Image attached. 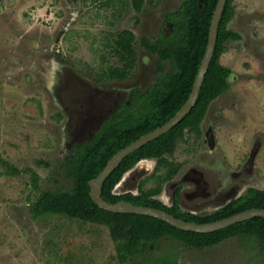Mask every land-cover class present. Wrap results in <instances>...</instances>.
<instances>
[{
    "label": "rangeland",
    "instance_id": "1",
    "mask_svg": "<svg viewBox=\"0 0 264 264\" xmlns=\"http://www.w3.org/2000/svg\"><path fill=\"white\" fill-rule=\"evenodd\" d=\"M182 1L164 0L155 22L151 7L137 11L131 0L124 10L108 0H0V264H132V258L118 259L109 226L63 215L35 218L30 208L46 190L72 188L67 161L75 145L92 138L124 90L143 91L157 79V54L142 39L159 37L164 26L158 17ZM228 28L241 35L229 39L220 56L232 71L229 88L211 102L201 136L188 133L178 143L173 159L181 172L155 195L170 204L183 184L191 194H182L184 207L193 214L214 212L250 187L264 188V0H234ZM124 29L135 34L136 66L125 79H99L122 65L113 44ZM164 68L170 70L169 61ZM5 162L19 172L8 174ZM155 167L154 159L136 164L117 192L158 186L153 175L162 169ZM136 256L264 264L257 240L240 235L203 249L162 238L159 247Z\"/></svg>",
    "mask_w": 264,
    "mask_h": 264
},
{
    "label": "trees",
    "instance_id": "2",
    "mask_svg": "<svg viewBox=\"0 0 264 264\" xmlns=\"http://www.w3.org/2000/svg\"><path fill=\"white\" fill-rule=\"evenodd\" d=\"M146 0H133L140 10ZM152 0H149V2ZM109 0L107 3H113ZM218 0H183L178 10L168 14L173 23L170 34L163 33L156 40L144 37L142 44L158 56L159 76L143 92L136 89L128 103L122 104L111 117L96 131L92 139L77 143L73 158L67 161L69 174L73 179L71 189L58 187L46 190L31 204L35 218H50L57 215L77 218L85 222L105 224L110 227L115 242L118 259L126 262L132 258V264H178L173 257L159 256L154 259L138 258L139 253H149L152 245L160 246L162 238L178 240L190 248L203 249L240 235L257 240L260 252L264 256V217L256 216L235 223L229 227L201 233L181 230L171 224L148 215L132 213H114L99 207L90 195L89 181L102 171L103 167L120 149L134 142L142 135L153 131L170 120L184 105L190 96L197 72L204 57L210 23ZM234 14V0H227L220 23L216 49L205 76L199 98L185 118L168 132L151 140L146 145L126 156L120 165L106 179L102 196L109 202L127 200L137 205L153 206L164 209L178 218L194 222L215 221L249 208H264V188L250 187L244 195L231 199L219 209L209 214L183 212L179 207L181 189L174 192L172 206L165 205L155 195L162 190L161 183L175 177L180 164L170 160L174 156L178 143L186 139L185 129L201 136V122L206 116L210 103L229 88L230 68L220 62L225 51V43L230 39H240L239 32L228 28ZM115 40L113 51L125 60L122 67L110 66L101 78L124 79L136 61L134 34L130 30ZM115 47V48H114ZM168 60L171 68L162 71L163 61ZM156 158L157 171L166 168L164 173L153 175L159 181L158 186L144 189L140 184L138 194L132 192L118 194L114 187L122 176L139 160ZM8 165V174L18 173L19 169ZM38 175L34 174L37 187Z\"/></svg>",
    "mask_w": 264,
    "mask_h": 264
},
{
    "label": "water",
    "instance_id": "3",
    "mask_svg": "<svg viewBox=\"0 0 264 264\" xmlns=\"http://www.w3.org/2000/svg\"><path fill=\"white\" fill-rule=\"evenodd\" d=\"M226 1L227 0H218L217 2L210 23L207 48L204 57L201 61L199 70L197 72L190 96L188 97L187 101L184 103L182 108L165 124L157 127L153 131L142 135L134 142L120 149L115 155L111 157V159L103 167L102 171L97 175V177L89 181L91 187V198L99 207L114 213H132L156 217L181 230L201 233L217 231L256 216L264 217V208H249L215 221L198 223L178 218L175 215L169 213L168 211L158 207L137 205L127 200H119L117 202L112 203L105 200L102 196V189L106 179L120 165L121 161L126 156H128L135 150L141 148L142 146L146 145L151 140L171 130L178 123H180L196 105L205 76L207 74L216 49L220 23L225 10ZM201 6L202 0H199V8H201Z\"/></svg>",
    "mask_w": 264,
    "mask_h": 264
},
{
    "label": "flooded vegetation",
    "instance_id": "4",
    "mask_svg": "<svg viewBox=\"0 0 264 264\" xmlns=\"http://www.w3.org/2000/svg\"><path fill=\"white\" fill-rule=\"evenodd\" d=\"M109 1V0H108ZM115 2L114 3H118V7L117 8H119V9H121V10H124L125 8H126V6L128 5L127 3L129 2V0H114ZM164 0H152V1H150L149 2V0H146L145 2H144V4H143V6H142V8L140 9V10H137L135 7H134V5H133V0H131V2L129 3V5H131V7L132 8H135L137 11H141L142 9H143V7L145 6V5H148L149 7H151L152 9H153V11H152V13L150 14L151 15V18L150 19H154V12L160 7V5H161V3L163 2ZM69 6H71V4H72V2L70 1L69 3ZM180 5H181V3H180ZM180 5H179V7H180ZM179 7L177 8V9H172V10H168L167 12H163L159 17H158V19L159 18H161L162 19V17H163V28L161 29V35L159 36V37H162V35H163V33H166V34H170L171 32H172V29H173V23H172V21L171 20H169L167 17H168V14L169 13H171V12H174V11H176V10H178L179 9ZM153 21H155L156 22V18L153 20ZM150 25H151V23H150ZM154 26H155V24H154ZM154 26H152L151 25V27H154ZM126 30H130V31H132L133 32V30H131V29H124V30H122V31H126ZM62 33V32H61ZM133 34H134V32H133ZM134 37H135V34H134ZM159 37H157V38H153L152 40H156V39H158ZM114 45V44H113ZM144 46V45H143ZM145 47V46H144ZM148 52H150L148 49H146ZM150 53H152V52H150ZM154 54V53H153ZM119 58V61L122 63V65H119L118 67H122V66H124L125 65V60L123 61L122 59H120V57H118ZM166 61H168V60H166ZM136 62H137V54H136V61H135V63H134V65L130 68V71L131 70H133L134 68H135V66H136ZM170 63V62H169ZM164 66H165V61H163V66H162V71H164V72H167V71H165V68H164ZM156 69H157V71H158V56H157V59H156ZM130 71H129V74H130ZM158 73H159V71H158ZM128 74V75H129ZM127 75V76H128ZM116 79H118V78H116ZM125 79V78H124ZM122 80V79H121ZM156 81V80H155ZM155 81L153 82V83H155ZM153 83H151V84H153ZM150 84V85H151ZM149 85V86H150ZM148 86V87H149ZM147 87V88H148ZM146 88V89H147ZM136 89H138V90H140V92H143L145 89H143V91H141L142 89L141 88H135L134 90H133V92H131L130 94H128V90H124V92H123V95L119 98V101L117 102V104H116V106L113 108V110H111V111H109V113H107L106 115H105V117L101 120V122L98 124V126H97V128L93 131V134H92V137L94 136V134L96 133V131L101 127V125H103L104 123H105V121L106 120H108L110 117H111V115L113 114V112H115L122 104H124V103H128V101H130V99L133 97V95L135 94V91H136ZM216 99V98H215ZM211 104V103H210ZM209 107H210V105H209ZM208 110H209V108H208ZM208 110H207V113H208ZM207 113H206V115H207ZM202 123V122H201ZM201 130H202V128H201ZM185 131H186V134H191L192 132H189V129H185ZM207 133H208V139H209V141H208V143H209V146L212 148L213 146H214V135H213V131H212V129H208L207 130ZM92 139V138H91ZM90 140V139H89ZM174 155H175V153H174ZM147 159H154V160H156V167H155V170L157 171V165H158V161H157V159L156 158H144V159H141V160H139L136 164H139V163H141V162H143V161H145V160H147ZM170 160H174L173 159V156H170ZM177 164H180V167H179V171H178V173L175 175V177L179 174V172H181V169H182V164H181V162H177V161H175ZM135 164V165H136ZM134 165V166H135ZM133 166V167H134ZM132 167V168H133ZM131 168V169H132ZM130 169V170H131ZM165 169L166 168H162V173H164L165 172ZM130 170H128L123 176H122V178H121V180L117 183V185L114 187V191L116 192V193H118L117 192V190L116 189H118V187H119V184H120V182L122 181V179L124 178V176L130 171ZM161 170V169H160ZM159 171V170H158ZM161 174V173H160ZM175 177L174 178H172V179H170V180H167V181H165V182H169V181H172V180H174L175 179ZM186 179H192L191 177H187ZM171 184V183H170ZM173 186V185H172ZM177 189H181V191H180V194H179V207L181 208V211H183V212H189L188 210H185V207L184 206H186V204H185V202L182 200V194L184 195V196H188V197H190L191 196V194H189V193H187V191H185L184 189H185V186L182 184V185H179V186H176L175 187V190L173 191V196H172V202L170 203V204H165V205H167V206H172L173 205V203H174V192L177 190ZM184 191V192H183ZM124 193H128V191L127 192H124ZM118 194H123V193H118ZM196 194V193H195ZM192 213V212H191Z\"/></svg>",
    "mask_w": 264,
    "mask_h": 264
}]
</instances>
